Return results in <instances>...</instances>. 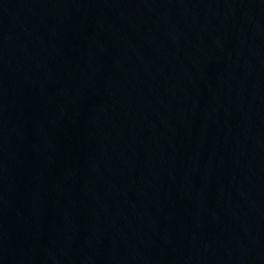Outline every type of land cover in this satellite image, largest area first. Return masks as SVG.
I'll use <instances>...</instances> for the list:
<instances>
[{
	"label": "water",
	"instance_id": "obj_1",
	"mask_svg": "<svg viewBox=\"0 0 264 264\" xmlns=\"http://www.w3.org/2000/svg\"><path fill=\"white\" fill-rule=\"evenodd\" d=\"M0 264H264V0H0Z\"/></svg>",
	"mask_w": 264,
	"mask_h": 264
}]
</instances>
